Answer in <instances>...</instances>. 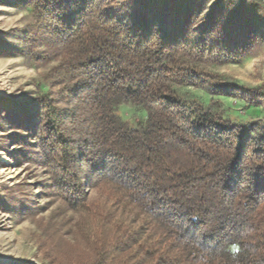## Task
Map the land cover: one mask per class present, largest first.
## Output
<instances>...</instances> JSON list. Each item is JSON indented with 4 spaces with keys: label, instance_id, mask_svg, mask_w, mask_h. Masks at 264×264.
I'll return each mask as SVG.
<instances>
[{
    "label": "trees",
    "instance_id": "obj_1",
    "mask_svg": "<svg viewBox=\"0 0 264 264\" xmlns=\"http://www.w3.org/2000/svg\"><path fill=\"white\" fill-rule=\"evenodd\" d=\"M168 1L155 14L152 0H26L58 40L51 79L63 95L37 98L28 126L63 211L79 218L74 233L49 227L51 264H264V127L178 90L239 91L247 109L264 107V83H215L206 69L217 48L226 62L257 37L192 45ZM123 104L146 118L125 120Z\"/></svg>",
    "mask_w": 264,
    "mask_h": 264
},
{
    "label": "rangeland",
    "instance_id": "obj_2",
    "mask_svg": "<svg viewBox=\"0 0 264 264\" xmlns=\"http://www.w3.org/2000/svg\"><path fill=\"white\" fill-rule=\"evenodd\" d=\"M110 6L149 0H101ZM184 39L192 45L203 35L211 41H225L232 35H255L256 41L226 62L228 55L216 49L206 69L219 79L215 83L237 84L254 89L264 83V0H174ZM26 0H0V264H51L46 233L51 225H62L61 233H74L78 216L63 211L52 189L49 170L38 160V129L30 125L33 103L44 93L58 95L51 70L61 60L57 38L41 29L39 14ZM155 14H165L168 0H152ZM255 3V13L251 4ZM56 21L47 25L55 29ZM243 28H239L241 25ZM242 37V36H241ZM210 44L208 49L213 48ZM216 61V62H215ZM207 87H179L188 96L212 102L217 113L243 123L264 127V107L246 108L245 95L232 91L217 96ZM121 116L135 123L146 113L132 104L119 107ZM86 193L95 191L89 186ZM72 239L71 235L67 236Z\"/></svg>",
    "mask_w": 264,
    "mask_h": 264
},
{
    "label": "snow or ice",
    "instance_id": "obj_3",
    "mask_svg": "<svg viewBox=\"0 0 264 264\" xmlns=\"http://www.w3.org/2000/svg\"><path fill=\"white\" fill-rule=\"evenodd\" d=\"M233 250H234V251H238V249H236L235 246H233Z\"/></svg>",
    "mask_w": 264,
    "mask_h": 264
}]
</instances>
